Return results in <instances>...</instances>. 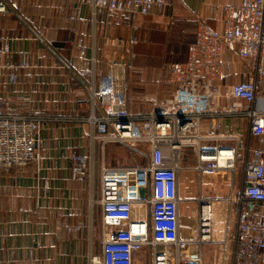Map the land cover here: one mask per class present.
Returning a JSON list of instances; mask_svg holds the SVG:
<instances>
[{"label": "crops", "instance_id": "crops-1", "mask_svg": "<svg viewBox=\"0 0 264 264\" xmlns=\"http://www.w3.org/2000/svg\"><path fill=\"white\" fill-rule=\"evenodd\" d=\"M5 1L8 10L0 15V36L11 37V53L0 60L26 61L28 66L19 69L14 83L8 76H0V102L8 112L36 111L58 118L40 124L36 160L0 168V264H102L92 261L93 256L101 255L103 241L100 183H93L94 162L99 160V170L106 165L110 147L92 142L90 124L76 120L89 114L91 81L98 87L102 76L113 68L127 109L148 112L186 89L175 80L173 63L217 58L225 67L213 91V107L229 106L231 100L221 95L251 77L253 62L247 56L252 50L226 37L224 14L219 10L211 19L202 0H169L162 10L146 14L99 8L95 15L78 0ZM203 19L205 23L200 22ZM202 129L206 133L236 131L243 140L249 136L248 119L241 114L206 117ZM250 143L264 147V136L250 138ZM116 144L111 149L116 153H124L125 146L131 149L132 163L107 166L134 165L136 147ZM72 155L91 156L92 180L89 175L72 177ZM196 155L194 151L195 163ZM193 159L188 162L180 153L179 234L185 239L199 234L193 206V214L181 213L184 199H193L192 205L198 207L195 195L201 176L191 164ZM44 180L47 189L42 187ZM204 181L212 183L209 190L222 193L221 183L242 184V165L232 178L217 176ZM147 215L149 208L143 213ZM79 223L84 224L81 230L67 229ZM236 228L237 215L229 203L213 201L210 238L198 247L200 263L232 264ZM133 264H152L148 245L133 253Z\"/></svg>", "mask_w": 264, "mask_h": 264}, {"label": "built area", "instance_id": "built-area-1", "mask_svg": "<svg viewBox=\"0 0 264 264\" xmlns=\"http://www.w3.org/2000/svg\"><path fill=\"white\" fill-rule=\"evenodd\" d=\"M78 1L90 6L93 15L99 8L146 14L162 10L169 3V0ZM7 10L6 1L0 0V15ZM223 14L224 35L232 37L235 43H242L247 51L252 50L247 56L253 62L251 77L231 85L221 95L231 100V105L213 107V91L225 67L217 58L173 63L174 78L186 89L172 99L161 101L157 110L148 112L127 109L113 68L102 76L98 87L94 80L91 81L89 114L76 120L90 124L92 142L144 144L149 150L148 161L144 164L101 165L102 253L93 256L92 261L133 264V253L148 245L152 264H201L198 247L210 238L212 203L223 199L237 215L232 264H264V147L250 143V138L264 136V0L228 3L223 7ZM10 40L9 36H0V57L11 53ZM27 66L26 61L0 60V76H8L14 83L19 78V69ZM89 73L94 76V71ZM217 114L245 116L248 138L243 140L236 131L204 132L203 119ZM57 118L36 111L8 112L0 102V168L25 166L36 160L41 145L38 128L42 122ZM221 141L232 143L222 145ZM183 147L195 150L194 169L201 176L195 198L199 234L194 239H185L179 234L181 198L177 180ZM72 161V177L89 175L92 180L91 156L72 155ZM239 165H242L239 187L236 183H221L225 189L222 193H206L205 189L212 184L204 181L206 178H232ZM41 184L47 189V180ZM141 187L146 189L144 196L140 195ZM147 208L149 215L143 216ZM83 227L84 224L79 223L67 229L81 230Z\"/></svg>", "mask_w": 264, "mask_h": 264}, {"label": "rangeland", "instance_id": "rangeland-1", "mask_svg": "<svg viewBox=\"0 0 264 264\" xmlns=\"http://www.w3.org/2000/svg\"><path fill=\"white\" fill-rule=\"evenodd\" d=\"M202 1L205 2L204 5H205V7L208 10L207 14L214 16V17L213 16L211 17V19H212V18L216 17L217 13H219V10L221 11V13H223V7L225 5H227L228 3H230L231 0H202ZM231 3H234V2H231ZM216 4L220 5L219 9L214 7ZM211 6H213V7H211ZM202 16H203L202 14L198 15V17H201V19L203 18ZM200 22L201 23H205L204 19L202 21H200ZM116 143L117 142H109L108 143L109 146L107 145V147H106V148L110 147L109 150L108 149L107 150H108L109 161L111 163V164H109V161H108V162H106V165H128V164H131L132 163L131 149L129 147L125 146L124 147V150H125L124 153H122V154L119 153V152L116 153V152H114V150H111L112 148H117V145H119V144H116ZM134 147H136V149L139 151V153L136 152L137 154H136V156H134V160H133L134 164H144V163H146V161H148V158H149L148 157L149 150L146 147V145H144V144H138L137 145L136 144V146H134ZM193 150L194 149H192L191 147H183L182 150H181L182 151L181 153H183V156L186 158V160L188 162H191V160L193 159V154H194V151H195V150L194 151ZM191 164H194V166H195L194 159H193V163H191ZM98 170H99V160L97 161V159H95V162H94V181H93V183H97V184L100 183V170H99V172H98ZM239 173H240V171H239ZM237 185L239 187L240 183H237ZM193 186L197 189L196 183H194ZM207 189L209 190L208 187H207ZM207 189H205L206 193H208L210 195L220 192V191L214 190V189H211V190L208 191ZM196 196H198V191H197V194L195 195V198H196ZM182 202H183V204L181 206V213L184 216H187V214L191 215L192 212H190V209H191L190 206H193L192 207L193 209L191 211H193L195 217L198 218V207H196V203H194V205H192L193 204V199H191V198L184 199Z\"/></svg>", "mask_w": 264, "mask_h": 264}, {"label": "water", "instance_id": "water-1", "mask_svg": "<svg viewBox=\"0 0 264 264\" xmlns=\"http://www.w3.org/2000/svg\"><path fill=\"white\" fill-rule=\"evenodd\" d=\"M139 192H140V195H141V196H144V195H145V192H146V189H145L144 187H141V188L139 189Z\"/></svg>", "mask_w": 264, "mask_h": 264}]
</instances>
